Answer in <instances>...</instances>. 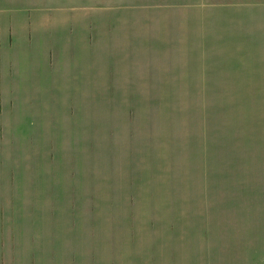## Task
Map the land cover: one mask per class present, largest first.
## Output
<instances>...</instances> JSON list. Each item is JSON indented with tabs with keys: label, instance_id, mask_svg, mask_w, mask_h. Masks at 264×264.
<instances>
[{
	"label": "rangeland",
	"instance_id": "rangeland-1",
	"mask_svg": "<svg viewBox=\"0 0 264 264\" xmlns=\"http://www.w3.org/2000/svg\"><path fill=\"white\" fill-rule=\"evenodd\" d=\"M58 2L84 0H20L17 17L31 20L33 48L71 43L74 62L78 33L93 27L59 22L54 31L69 40L52 41L39 21ZM100 7L96 194L146 195L150 208L96 211V264H264V0ZM42 170L35 177L51 191L76 192L93 169L82 157L68 165L54 145ZM252 227L260 231L239 232ZM249 248L253 256L239 254Z\"/></svg>",
	"mask_w": 264,
	"mask_h": 264
},
{
	"label": "crops",
	"instance_id": "crops-1",
	"mask_svg": "<svg viewBox=\"0 0 264 264\" xmlns=\"http://www.w3.org/2000/svg\"><path fill=\"white\" fill-rule=\"evenodd\" d=\"M130 1L48 6L39 23L52 41L69 40L54 31L59 22L78 20L85 29L93 27L90 34L78 33L74 62L67 60L71 43L50 54L42 49L41 55L33 48L28 41L31 20L17 17L20 0L1 5L0 264H96V211L127 217L150 208L146 195L96 194V6H125ZM74 7H79L75 16L49 15ZM54 145L66 154L68 165L76 167L82 157L84 165L93 169L83 190L53 192L43 175L35 177L42 169L47 172ZM20 171L25 175L20 176ZM259 231L257 227L239 230L252 236ZM255 251L240 249L239 254L253 256Z\"/></svg>",
	"mask_w": 264,
	"mask_h": 264
}]
</instances>
